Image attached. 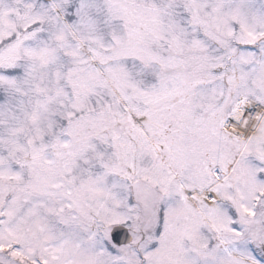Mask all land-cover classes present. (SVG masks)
<instances>
[{
  "label": "snow or ice",
  "instance_id": "6c2138e0",
  "mask_svg": "<svg viewBox=\"0 0 264 264\" xmlns=\"http://www.w3.org/2000/svg\"><path fill=\"white\" fill-rule=\"evenodd\" d=\"M0 264H264V0H0Z\"/></svg>",
  "mask_w": 264,
  "mask_h": 264
}]
</instances>
